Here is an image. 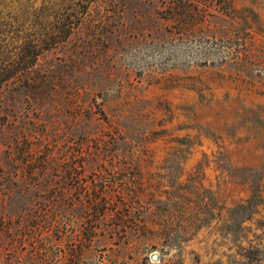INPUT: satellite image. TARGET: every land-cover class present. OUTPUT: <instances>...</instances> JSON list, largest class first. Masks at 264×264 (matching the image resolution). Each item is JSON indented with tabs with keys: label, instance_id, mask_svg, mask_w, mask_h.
<instances>
[{
	"label": "rangeland",
	"instance_id": "1",
	"mask_svg": "<svg viewBox=\"0 0 264 264\" xmlns=\"http://www.w3.org/2000/svg\"><path fill=\"white\" fill-rule=\"evenodd\" d=\"M0 264H264V0H0Z\"/></svg>",
	"mask_w": 264,
	"mask_h": 264
},
{
	"label": "trees",
	"instance_id": "2",
	"mask_svg": "<svg viewBox=\"0 0 264 264\" xmlns=\"http://www.w3.org/2000/svg\"><path fill=\"white\" fill-rule=\"evenodd\" d=\"M39 52L38 50H36L35 52L33 53H30V51L28 50L27 47H25L22 51V53L20 54L22 56L24 60V62L27 64V67H30L34 64V61L36 60L37 56L39 55ZM4 81H1V83H3Z\"/></svg>",
	"mask_w": 264,
	"mask_h": 264
}]
</instances>
